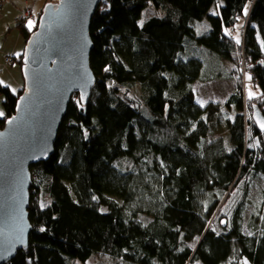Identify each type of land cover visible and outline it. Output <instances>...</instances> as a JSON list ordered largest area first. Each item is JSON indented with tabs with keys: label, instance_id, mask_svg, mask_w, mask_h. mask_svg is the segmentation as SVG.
Masks as SVG:
<instances>
[{
	"label": "trees",
	"instance_id": "obj_1",
	"mask_svg": "<svg viewBox=\"0 0 264 264\" xmlns=\"http://www.w3.org/2000/svg\"><path fill=\"white\" fill-rule=\"evenodd\" d=\"M149 7L158 14L140 25ZM97 9L89 27L95 86L86 105L73 96L54 154L30 167L32 232L7 264H264V188L250 197L264 177V135L246 121L238 90L223 106L238 113L233 149L205 145L222 105L201 108L193 91L205 81L199 51L239 59L238 70L243 59L264 117V0H108ZM240 18L237 43L228 30ZM18 24L26 43L34 31ZM22 92L0 84V130Z\"/></svg>",
	"mask_w": 264,
	"mask_h": 264
},
{
	"label": "water",
	"instance_id": "obj_2",
	"mask_svg": "<svg viewBox=\"0 0 264 264\" xmlns=\"http://www.w3.org/2000/svg\"><path fill=\"white\" fill-rule=\"evenodd\" d=\"M108 0H57L48 3L25 43L24 91L15 114L0 130V264L9 263L29 244L30 167L54 154L63 117L74 95L82 105L95 84L89 61L93 42L89 27L98 7ZM83 96V100L81 97ZM251 121L264 135V117L252 107ZM9 120L12 121L9 124ZM243 264H252L242 259Z\"/></svg>",
	"mask_w": 264,
	"mask_h": 264
},
{
	"label": "rangeland",
	"instance_id": "obj_3",
	"mask_svg": "<svg viewBox=\"0 0 264 264\" xmlns=\"http://www.w3.org/2000/svg\"><path fill=\"white\" fill-rule=\"evenodd\" d=\"M48 3H54L57 2V0H48ZM211 15H213L214 10L211 11ZM158 13H155L153 7H149L145 10L143 13V19L140 23H144L145 21L152 18V16L157 15ZM30 16V15H29ZM29 18V17H28ZM27 18V19H28ZM244 26H245V18H240L238 20L237 25L233 29H229V34L235 38L236 40L243 39V33H244ZM207 27V22H202L199 25V29L204 31ZM36 29V28H35ZM227 32V33H228ZM197 49L193 52V55H196ZM201 56V58L205 61V72L202 79H205V81H198L194 83L193 85V91L195 93V102L200 106L201 108H205L210 103L222 105L221 113L218 114L213 122L209 124L208 133L205 138V145H210L212 143H220L224 146L225 151L229 152L233 149V144L231 143V133H230V126L232 125V122L235 120V118L238 116V113L234 106H232L229 109H224V104L228 101V99L233 95L236 91L240 90L241 96L246 100V109L243 111V115L246 118V121L250 122L251 120V113L253 112L252 106L253 104L260 103L259 97H260V89L258 88L255 81H253V78L249 79L250 76H248L247 70H245V67L243 65V59L241 60L242 65L241 70H238L237 63L239 59L233 62H224V61H217L212 55H206V53L199 51L198 52ZM2 58H0V76H8L6 78L7 83L9 84V88L12 90V92L17 93L19 89L24 91V79L22 77V67H20L19 63H15L14 67L16 66L18 68L17 72L13 70V67L5 66L8 68V70H3L4 63H2ZM15 67V68H16ZM4 71V72H3ZM218 76V77H217ZM217 77V78H216ZM206 79L209 81L206 82ZM253 93L252 98H249V92ZM73 99V98H72ZM76 101H79V99H76ZM3 102L4 98L3 96H0V111L4 113L3 116H0V119H4L6 115V111H4L3 108ZM142 104V103H141ZM253 123V122H252ZM247 139L250 137L249 128L247 130ZM257 140L251 139L250 141H247V146L251 148L252 146H257ZM34 181V176H32L31 183ZM34 183V182H33ZM252 190L250 193V197L254 199L257 194V191L259 189L264 188V177L259 176L256 177V179L253 180L251 183ZM44 195V194H43ZM74 198V197H73ZM223 200L222 207L224 208L225 205L229 201ZM225 201V202H224ZM118 203H122L120 201H117ZM49 203L47 195L43 196L42 199V205L45 206ZM104 212V210H102ZM251 212V207L248 208L246 213V219L249 216ZM247 237H250L251 235L249 233H246ZM97 258L91 259L87 262V264H97ZM228 262L232 263L234 262V259L230 256H228ZM239 263L240 260H238ZM236 263V262H234ZM125 264V263H121Z\"/></svg>",
	"mask_w": 264,
	"mask_h": 264
},
{
	"label": "crops",
	"instance_id": "obj_4",
	"mask_svg": "<svg viewBox=\"0 0 264 264\" xmlns=\"http://www.w3.org/2000/svg\"><path fill=\"white\" fill-rule=\"evenodd\" d=\"M48 2V0H5L4 5L0 7V58H2V63H4L2 67L4 71L8 70L9 67H13V70L17 72L18 68L16 66L15 68L14 64L20 60L26 46L18 28L20 25L18 24L20 12L22 9L30 12L29 18L23 23L28 30L34 31L37 28L39 17L43 13V8ZM7 57L12 58L13 64L6 68L5 59ZM6 77L8 76H0V81L4 82L1 85L9 88V84L6 81L8 78Z\"/></svg>",
	"mask_w": 264,
	"mask_h": 264
},
{
	"label": "built area",
	"instance_id": "obj_5",
	"mask_svg": "<svg viewBox=\"0 0 264 264\" xmlns=\"http://www.w3.org/2000/svg\"><path fill=\"white\" fill-rule=\"evenodd\" d=\"M4 1L5 0H0V7L4 5ZM20 13H21V15L19 16V21L21 23H23V21L27 20V18L29 17L30 12H28V10H26V9H22V11ZM11 64H13L12 58L11 57H7L5 59V66H9Z\"/></svg>",
	"mask_w": 264,
	"mask_h": 264
},
{
	"label": "snow or ice",
	"instance_id": "obj_6",
	"mask_svg": "<svg viewBox=\"0 0 264 264\" xmlns=\"http://www.w3.org/2000/svg\"><path fill=\"white\" fill-rule=\"evenodd\" d=\"M244 12H245V15H247V9L246 8H245ZM237 43H239V39H237ZM105 70L107 71V69H105ZM249 79H251V77H249ZM3 83H4L3 81H0V84H3ZM252 96H253V93L250 91L249 92V98L251 99ZM81 99L83 100V96L81 97ZM3 115H4V113L2 111H0V116H3ZM11 123H12V121L9 120V124H11ZM260 127L262 130H264V123H261ZM41 231H43V229H41ZM10 251H11V247H5L2 250V252H0V255H7Z\"/></svg>",
	"mask_w": 264,
	"mask_h": 264
}]
</instances>
